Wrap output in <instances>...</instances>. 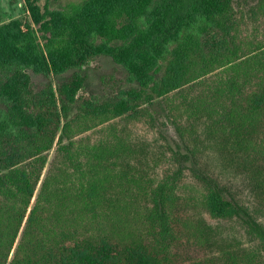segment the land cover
<instances>
[{
	"label": "trees",
	"instance_id": "obj_1",
	"mask_svg": "<svg viewBox=\"0 0 264 264\" xmlns=\"http://www.w3.org/2000/svg\"><path fill=\"white\" fill-rule=\"evenodd\" d=\"M26 2L41 29L0 24V264L263 263L264 0ZM99 56L127 75L82 97ZM156 103L185 151L140 132Z\"/></svg>",
	"mask_w": 264,
	"mask_h": 264
},
{
	"label": "rangeland",
	"instance_id": "obj_2",
	"mask_svg": "<svg viewBox=\"0 0 264 264\" xmlns=\"http://www.w3.org/2000/svg\"><path fill=\"white\" fill-rule=\"evenodd\" d=\"M80 1L82 0H38V5L43 12L44 7L47 3L50 4L51 7L56 6L58 8L67 9L68 7L72 6V4ZM13 19H20L24 24L29 23L35 29H41V25L34 22L26 0H0V24L9 22ZM38 33L41 38V41L44 42L45 39L43 35H48V33L43 31H39ZM83 70L86 71L88 75L87 80L85 81V86L79 90V95L91 99L96 97H102L109 90L114 89V87L116 86V82H120L123 84L124 77L127 75V71L124 69V67L121 64L116 63L111 57L108 56H99L91 60L87 65L84 66ZM70 73L71 72H68L64 75L57 77V81L59 82L68 78ZM33 79L35 87L39 88V86H41L40 77L33 73ZM159 105L160 104L158 103H156L155 105H146L148 110L156 118V121H154L155 128L152 127L151 129L148 123L146 124L145 122H142L143 120L147 122L149 121V114L146 113L143 116L144 118L141 117L140 122H138L141 126L139 129L140 132L147 133L151 137V139L154 140L157 137L159 130L162 129L168 134L169 142L173 146H180L181 149L185 151L182 138L177 132L174 124H172L169 119L165 117L163 109L159 108ZM89 134H86L85 137H90L93 141H96L100 137L106 135H102L101 131L100 133H96V131L94 133L89 132ZM54 152L55 151L53 150L52 153L54 154ZM167 169V164L164 162L162 164V167L159 168L158 171L163 174ZM184 185L188 190H190L191 187L189 181H185ZM205 214L208 218L207 220L214 223L215 225H218V223L224 226L231 225V223L229 221H226L225 219H215L211 217L208 213ZM247 239L249 238L247 237ZM247 239H243L241 243L245 245L249 244V241ZM184 242L187 243L186 238L184 239ZM215 249L216 248L212 246L211 248H207V257H211V255L214 254ZM195 255L198 256L197 253ZM185 256L186 255L183 254L182 257L178 258L177 264H204L200 263L201 257L199 256L194 257L191 253L186 258ZM260 264H264V262Z\"/></svg>",
	"mask_w": 264,
	"mask_h": 264
}]
</instances>
